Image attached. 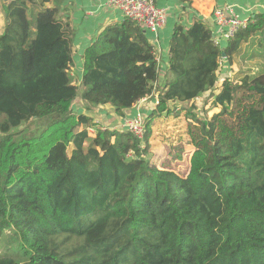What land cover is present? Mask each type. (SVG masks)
Returning a JSON list of instances; mask_svg holds the SVG:
<instances>
[{
	"label": "trees",
	"instance_id": "1",
	"mask_svg": "<svg viewBox=\"0 0 264 264\" xmlns=\"http://www.w3.org/2000/svg\"><path fill=\"white\" fill-rule=\"evenodd\" d=\"M51 1L4 4L0 264H264V73L218 84L222 60L245 58L244 44L264 32V14L226 48L201 21L176 27L167 84L140 141L95 127L72 105L80 97L87 110L111 105L124 115L154 94L160 66L143 28L129 19L107 27L84 52L78 86L73 31ZM214 89L221 115H233L241 92L261 102L220 137L219 114L198 122L209 144L185 174L149 159L152 125L170 103ZM34 122L46 126L30 136L23 128ZM176 151L182 158L184 146Z\"/></svg>",
	"mask_w": 264,
	"mask_h": 264
},
{
	"label": "crops",
	"instance_id": "2",
	"mask_svg": "<svg viewBox=\"0 0 264 264\" xmlns=\"http://www.w3.org/2000/svg\"><path fill=\"white\" fill-rule=\"evenodd\" d=\"M12 0H0V35L3 34L6 27L4 4ZM109 0H52L47 7L60 8L61 17L69 22L73 31V49L75 68L72 71L74 83L81 86L83 71V55L85 50L100 36V34L109 26H121L125 22L123 13L110 6ZM157 6L167 11L168 17L165 26L157 33H152L145 28L143 31L148 40L155 47L156 56L160 66V78L156 84V91L150 97L141 100L131 109L126 110L124 115L116 113L111 105L99 106L87 110L85 103L79 97L72 105L76 114H83L93 119L95 127H101L110 130L123 131V125L126 119L135 117L138 113L147 116L152 111L159 100V94L167 84L168 69L170 62V43L177 26L189 30L196 22H203L213 33V37L219 35V27L213 18V12L216 8L224 4V0H157ZM236 14L241 19H248L251 24H255L256 17L264 14V0H230ZM264 33V32H263ZM260 33L252 37L244 44L242 50H253L257 46L252 42L254 38L259 37ZM226 40H222L221 47L226 48ZM262 49V48H258ZM243 56L238 57L233 63L222 60L218 72L219 85L221 86L225 79H220V73H231L234 66H242ZM217 93L219 90H216ZM171 105H184L188 103H170ZM185 151V150H184ZM193 152L190 154L188 169ZM154 160V159H152ZM156 161V160H155ZM159 166H164V162L156 161Z\"/></svg>",
	"mask_w": 264,
	"mask_h": 264
},
{
	"label": "rangeland",
	"instance_id": "3",
	"mask_svg": "<svg viewBox=\"0 0 264 264\" xmlns=\"http://www.w3.org/2000/svg\"><path fill=\"white\" fill-rule=\"evenodd\" d=\"M254 45L257 46L253 50H246V56L242 59V66H234L231 73H220V79L228 78L235 84L241 82L246 74L258 75L264 73V33L253 39ZM258 48H262L259 49ZM226 80V79H225ZM217 94L216 89L205 93L194 103L184 105H169L172 113L166 112L158 117L152 125L151 135L149 138V159L164 162L169 168L185 174L188 170L190 154L196 150L198 146L208 145L205 141L207 138L201 131V124L198 122H209L214 116L218 115L215 135L218 137L225 135L227 130L237 131L242 127V116L251 105L259 106V97H250L241 92L238 95V102L231 106L230 111L233 115H221V108L215 107L213 104V95ZM45 122L30 123L23 128V131L33 136L44 129ZM103 129V128H101ZM96 131V130H95ZM90 136V140L96 135ZM182 144L184 152L182 158L177 159L175 155L176 148Z\"/></svg>",
	"mask_w": 264,
	"mask_h": 264
},
{
	"label": "built area",
	"instance_id": "4",
	"mask_svg": "<svg viewBox=\"0 0 264 264\" xmlns=\"http://www.w3.org/2000/svg\"><path fill=\"white\" fill-rule=\"evenodd\" d=\"M157 0H109L108 4L120 10L125 19H129L146 30L157 34L167 22V11L159 8ZM213 18L219 27V35L215 37L216 46H221L222 40H232L236 35L248 28L251 21L241 19L235 12L230 0H224V4L213 12ZM124 130L132 133L138 140L144 141L146 136V116L138 113L131 119H126ZM105 130V128H103ZM95 129H89L90 136L95 134Z\"/></svg>",
	"mask_w": 264,
	"mask_h": 264
}]
</instances>
